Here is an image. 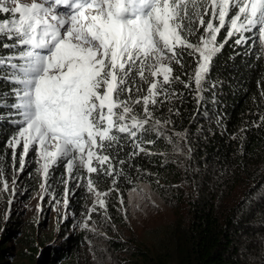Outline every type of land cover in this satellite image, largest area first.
<instances>
[{
	"label": "trees",
	"instance_id": "trees-1",
	"mask_svg": "<svg viewBox=\"0 0 264 264\" xmlns=\"http://www.w3.org/2000/svg\"><path fill=\"white\" fill-rule=\"evenodd\" d=\"M192 23V33L186 30L184 34L196 45L204 30ZM228 31L227 22L216 36V44L222 47L199 88L194 80L199 54L177 49L182 53L181 63L173 61L171 66L172 76L179 80L165 85L155 104L150 98L148 123L134 129L136 137L115 133L117 141L102 153L112 158V175L106 172L107 164L101 167L96 161L93 166L99 171L92 174H84L78 166L70 174L63 161L44 174L58 196L63 193L62 183H67L68 207L76 215L85 214L94 191L106 193V208L90 217L102 231L114 232L103 250L118 253L126 264H264V53L256 37H250L253 34H244L245 39L237 44L241 34L229 38ZM4 43L14 41L0 36V56H18L22 51L3 48ZM10 72L0 66V176L12 164L19 167L18 157L13 161L8 146L21 119L10 108L17 87L6 78ZM133 82L132 115L144 119L145 104L134 103L138 97L134 92L143 94L149 79L141 80L133 73L125 87ZM121 99L128 100V93H122ZM34 158V151L25 157L28 184L34 175L44 173ZM141 189L156 194L167 208L179 210L177 219L153 229L150 235L156 230L158 237L150 239L152 244L150 240L136 242L132 236L123 240L118 231L124 226L121 201ZM89 236L95 237L88 230L80 231L42 252V243L29 240L30 259L42 254L47 264H67Z\"/></svg>",
	"mask_w": 264,
	"mask_h": 264
},
{
	"label": "snow or ice",
	"instance_id": "snow-or-ice-1",
	"mask_svg": "<svg viewBox=\"0 0 264 264\" xmlns=\"http://www.w3.org/2000/svg\"><path fill=\"white\" fill-rule=\"evenodd\" d=\"M0 14H7L0 17V36L14 41L2 47L22 49L18 56H0V66L11 69L6 78L17 85L10 108L21 117L8 146L15 160L22 144L20 171L30 147L36 146L45 176L58 161L66 162L70 174L77 161L89 174L98 172L96 161L107 164L112 175V158L102 153L117 141L115 133L136 137L134 129L148 123L150 98L155 104L164 86L179 80L171 66L181 63L178 48L199 54L194 76L199 88L222 47L216 36L229 19V38L256 30L264 42V0H0ZM194 18L204 30L196 45L184 34L192 33ZM244 39L241 34L235 42ZM133 73L141 80L153 78L149 95L134 101L143 100L144 119L132 115L135 83L125 87ZM124 92L128 100L121 99ZM88 184L93 191L91 179ZM3 190H8L6 180ZM96 195L106 193L96 190ZM98 204L106 207L103 199Z\"/></svg>",
	"mask_w": 264,
	"mask_h": 264
},
{
	"label": "rangeland",
	"instance_id": "rangeland-1",
	"mask_svg": "<svg viewBox=\"0 0 264 264\" xmlns=\"http://www.w3.org/2000/svg\"><path fill=\"white\" fill-rule=\"evenodd\" d=\"M227 22L230 27V19ZM192 24L198 26V20L194 18ZM253 31L256 33V41L258 40L264 53V42L259 39L260 34L256 30ZM249 32L252 31H242L238 34L244 36V33ZM198 62L200 61L198 60ZM148 79L150 83L153 78L149 75ZM158 79L162 81V76ZM142 92L143 94L134 92L138 96L136 100L149 95L148 88ZM141 102L144 103L142 99ZM128 122L131 124V120ZM33 151L34 160L39 162L43 169L44 161L38 154L36 146L30 147L29 152ZM22 152L21 144L19 151H16L19 167L12 164L10 169H6L0 176V264H47L48 262L43 259L42 254L30 259L32 255L28 250L29 240H34L37 244L42 243V252L49 245L60 244L83 230L92 232L95 237L89 236L85 245L78 249L73 259L67 264H126L124 263L126 260L118 253H108L103 250L110 240L108 237L114 235V232L107 234L100 227L95 226L92 219H88L90 213H96L95 211L103 209L99 207L98 199H103L106 202L105 195L98 197L94 191L95 196L88 204L85 214L82 216L73 214L68 207L71 194L65 192L67 183H62L63 193L58 196L48 186L49 183L46 182L42 172L38 176L34 175L32 184L25 182L27 177H25L24 168L23 171L19 170ZM13 161L15 160L13 159ZM55 164L50 165L49 168ZM75 166H78L84 174L86 173L87 170L79 161ZM63 168L68 170L66 164ZM5 180L7 181V191L3 190ZM72 185L75 186V180L72 181ZM135 191L128 193L124 199L125 202L121 201L120 208L124 217V226L119 227L118 231L123 240L125 237L126 239L131 238L130 236L136 242L155 239L158 237L154 236L156 230L150 235L153 229L157 226H166L172 220L177 219L179 210L167 208L149 189ZM66 199L67 204L64 203ZM93 207H95V211H90ZM149 243L152 244L153 241L150 240Z\"/></svg>",
	"mask_w": 264,
	"mask_h": 264
}]
</instances>
